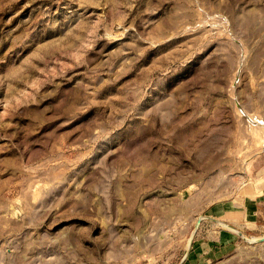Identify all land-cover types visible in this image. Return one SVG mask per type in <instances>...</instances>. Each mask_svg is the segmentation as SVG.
<instances>
[{
  "label": "rangeland",
  "instance_id": "1",
  "mask_svg": "<svg viewBox=\"0 0 264 264\" xmlns=\"http://www.w3.org/2000/svg\"><path fill=\"white\" fill-rule=\"evenodd\" d=\"M197 125L259 154L210 200L264 187V0H0V264H172L138 158ZM261 236L193 264H264Z\"/></svg>",
  "mask_w": 264,
  "mask_h": 264
},
{
  "label": "crops",
  "instance_id": "2",
  "mask_svg": "<svg viewBox=\"0 0 264 264\" xmlns=\"http://www.w3.org/2000/svg\"><path fill=\"white\" fill-rule=\"evenodd\" d=\"M204 128V125L193 127L187 132L188 140L177 144V149L161 146L152 157L138 158L137 176L148 182L152 180L153 186V207H146L139 216L148 221L153 215L155 223L160 224L161 236L154 242V249L159 259L172 264H193L201 257L205 259L213 245L232 242L237 229L254 233L264 222V187L244 198L230 189L231 198L210 200L212 195L228 192L223 181L236 173V166L241 167L244 160L250 168L259 154L242 160L241 148L235 143L227 154L224 140L207 144ZM263 170L264 159L255 172ZM166 222L172 226L167 228ZM214 226L219 228L218 240L209 237Z\"/></svg>",
  "mask_w": 264,
  "mask_h": 264
},
{
  "label": "water",
  "instance_id": "3",
  "mask_svg": "<svg viewBox=\"0 0 264 264\" xmlns=\"http://www.w3.org/2000/svg\"><path fill=\"white\" fill-rule=\"evenodd\" d=\"M228 225H229L230 227H232V228H235L234 226H232V225H230V224H228ZM237 232L241 233V231H239L238 229H237ZM256 240H259V241L264 240V236L258 237V238H256Z\"/></svg>",
  "mask_w": 264,
  "mask_h": 264
},
{
  "label": "bare ground",
  "instance_id": "4",
  "mask_svg": "<svg viewBox=\"0 0 264 264\" xmlns=\"http://www.w3.org/2000/svg\"><path fill=\"white\" fill-rule=\"evenodd\" d=\"M256 238V237H255ZM254 239V238H253Z\"/></svg>",
  "mask_w": 264,
  "mask_h": 264
}]
</instances>
